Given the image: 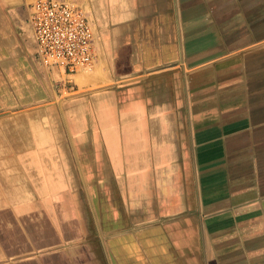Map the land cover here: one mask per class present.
<instances>
[{
  "label": "crops",
  "instance_id": "obj_1",
  "mask_svg": "<svg viewBox=\"0 0 264 264\" xmlns=\"http://www.w3.org/2000/svg\"><path fill=\"white\" fill-rule=\"evenodd\" d=\"M35 1L0 0V264H264V0H63L72 92Z\"/></svg>",
  "mask_w": 264,
  "mask_h": 264
},
{
  "label": "built area",
  "instance_id": "obj_2",
  "mask_svg": "<svg viewBox=\"0 0 264 264\" xmlns=\"http://www.w3.org/2000/svg\"><path fill=\"white\" fill-rule=\"evenodd\" d=\"M29 23L36 56L46 68H58L67 77L64 88L74 91L70 77L89 71L95 60L92 24L78 6L63 0H37Z\"/></svg>",
  "mask_w": 264,
  "mask_h": 264
}]
</instances>
